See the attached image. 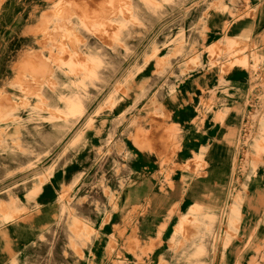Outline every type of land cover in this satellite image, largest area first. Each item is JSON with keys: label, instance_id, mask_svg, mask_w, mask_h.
I'll return each instance as SVG.
<instances>
[{"label": "rangeland", "instance_id": "obj_1", "mask_svg": "<svg viewBox=\"0 0 264 264\" xmlns=\"http://www.w3.org/2000/svg\"><path fill=\"white\" fill-rule=\"evenodd\" d=\"M88 1L79 10L70 0L1 5L0 264H173L187 248H200L197 264H264V0ZM31 10L46 14L33 22L41 49L23 32ZM38 55L43 69L32 63ZM206 71L221 87L209 89ZM85 89L88 108L71 117L69 101ZM152 117L161 133L142 136L158 138L161 152L155 145L147 156L157 161L166 149L168 159L144 167L121 134L151 133ZM104 120L105 138L115 123L122 130L96 144L88 132ZM73 138L84 142L73 147ZM145 177L150 192L113 212ZM252 189L262 206L242 243L236 210L247 207L234 202ZM48 191L49 203L37 200ZM228 235L237 238L224 251Z\"/></svg>", "mask_w": 264, "mask_h": 264}, {"label": "bare ground", "instance_id": "obj_2", "mask_svg": "<svg viewBox=\"0 0 264 264\" xmlns=\"http://www.w3.org/2000/svg\"><path fill=\"white\" fill-rule=\"evenodd\" d=\"M3 1L4 0H0V8H1V5H2V3H3ZM8 1L9 0H5L4 1V7L7 5V3H8ZM70 1H72V3H73V5H74V8H77L78 10H79V8H80V6H83V7H88V6H91L92 5V1H88V0H70ZM241 3V1L238 3V4H240ZM237 4V5H238ZM50 4H46V6H49ZM227 6H230V5H227ZM36 7H33L32 9H35ZM6 7H5V10H4V12L6 11ZM2 14H4L3 12L1 13L0 12V15H2ZM29 15V17L30 18H23L22 19V21H31V23H29V22H27L26 23V25L24 26V28H23V32L25 31L26 33H28L29 35H31L33 38H29V40H32V41H34L35 42V45L36 46H40V43H39V41H38V39L36 38V36L38 35V34H34L35 33V27H36V25H34L33 24V22H36V21H38V20H40V19H42L46 14H44V12H40V15H38L36 12H34V11H32L31 10V12L28 14ZM227 16V13H225V12H220L219 13V17H222V18H225ZM244 17H245V15L243 14V18H242V20L244 19ZM234 18L235 17H233L232 19H231V21H233L234 20ZM250 19H251V21H254V17H251V15H250ZM263 21H264V17H263ZM214 30H215V32H219V28L218 27H214ZM126 32L128 33V30H126ZM116 34H118V31H116ZM97 40H95L94 41V44L96 45V46H99L100 47V45H101V39L102 38H96ZM257 44L258 43V41H253L252 43H250L249 44V46H250V48H252L253 49V45L254 44ZM26 45H28L27 44V42H26V40H24L21 44H20V48L22 49V48H24ZM40 48V47H39ZM41 49V48H40ZM22 55V54H21ZM21 57H23V56H21ZM105 59L107 60L108 58L107 57H105ZM32 63L35 65V66H37V67H40V66H42V69L44 68V67H46L45 66V64H46V61L45 60H43L42 59V56H34V57H32ZM109 63H111V62H109ZM47 65V64H46ZM145 69H143V70H141L140 72L138 71V74H140L141 72H143ZM215 71V70H214ZM207 72V71H206ZM208 73V75H206L205 77H203V75H202V78H203V81H204V79H206L207 80V86L209 87V89H210V87H213V84H214V82H217V84L221 87V82H220V80H219V78H217V75L214 73V72H212V73H210L209 74V72H207ZM71 79V78H70ZM241 79H247V77H245V78H241ZM240 79V80H241ZM236 80H238V79H236ZM254 84H257V81H255L254 82ZM21 85H26L24 82H22L21 83ZM250 85V84H249ZM252 85H253V83H252ZM190 86H192V83H191V85ZM219 88V87H218ZM90 91L91 92H94V93H96L97 91H98V89H94L93 88V86H91V89H90ZM247 91H248V88H247ZM75 93H76V91H75ZM75 93H73L72 95H75ZM82 93L83 94H85V95H81L80 94V98H76V96L75 97H71V101H69V104H68V107H69V109H68V113L70 114V116L71 117H73L76 113H79V114H83L84 112H85V110L88 108L87 106H85V104L84 103H82L81 102V97L83 98V99H86L87 97H88V95H86L87 93H88V89H85L84 91H82ZM196 93H198V91H196ZM153 97V96H152ZM198 98V97H197ZM204 95H202L201 97H200V99H198L199 100V104H201V105H203L204 104V106H206V104L204 103ZM61 99V98H60ZM6 100H8V99H6ZM67 109V108H66ZM145 109H146V106L143 108V111H144V114L146 115V116H144L145 117V121H146V118H147V114L148 113H146L145 112ZM151 114V113H150ZM151 120L154 122V124H155V128L151 131V133H150V129L148 128L144 133L143 132H140V131H135V130H130V129H128V130H126V131H124L122 134H121V136L122 137H126L129 141H130V143H131V146L133 147V148H135V149H140L144 144H148V145H150L149 143H148V141L146 140V137H143L142 135H144V134H150V135H155V134H159V133H161V132H159V130H162V127H160V126H157L158 125V123H159V121L158 120H156V119H154V117H152L151 118ZM112 122H114V119L112 120ZM56 123H57V121H56ZM105 120L103 121V125H102V127L98 130V132H93V131H89L88 132V138H90V139H92V138H95L96 136L97 137H100V136H102L103 135V133H104V129H105ZM8 125V124H7ZM57 125H58V123H57ZM56 125V126H57ZM120 125V124H119ZM119 125H117L116 126V123L115 124H113V125H111V128H110V130H109V134H108V137L107 138H105V139H103L104 141H105V143H108V142H111V140H112V138L115 136V134H116V130H117V128H118V126ZM55 126V127H56ZM61 127H66V124L64 123V124H62V126ZM59 130V128H55V131H58ZM55 131H53L52 133H55ZM78 134H82V138H84V135H83V133L80 131V133H78ZM114 135L113 137L111 136H109V135ZM53 135V134H52ZM54 136V135H53ZM40 137L42 138V139H45V138H47V140H49V138H50V130H49V128L48 129H45V130H43L41 133H40ZM149 137V136H148ZM150 139H153L154 140V143H155V145H157L158 146V148H159V150H160V152H161V148H160V140L158 139V138H156V137H149ZM193 139L194 140H196L195 139V136H193ZM82 142H84V140L83 141H75V139L73 138V141L71 140V142H70V145L72 144V146L73 147H76V146H78L80 143H82ZM102 147H104V146H101L100 148H102ZM150 147H151V145H150ZM95 149V148H94ZM128 153H129V155H131L130 154V152L128 151ZM168 159V156H166V149H164V151L162 152V154H160V156L157 158V161L155 162V166H160V164L161 163H164L166 160ZM157 172V171H156ZM256 180H260V178H255V181ZM148 182H147V184H146V186H148L147 188V191L148 192H150V190L153 188V185H154V181L153 180H150V178L147 180ZM261 181H264V177H262L261 178ZM206 183L207 184H209V182H208V180H206ZM79 185H81V184H79ZM150 189V190H149ZM141 190H143V188H140L137 192L139 193ZM261 191H256L255 192V190L254 189H252L251 191H250V193H249V195L245 198V200H243V202L241 201V200H236L234 203H236V204H238L239 205V207L240 206H242V205H245L246 207H247V210H246V212H244V214H243V212L242 211H240V210H236V213H237V217H238V219H239V223H238V225H237V227H235V229H236V231H235V234H236V232H242L243 234L241 235V238L238 240L239 242L241 241L242 243H243V240L245 241V239L247 238V236H248V233L251 235V233L248 231V229H252L253 230V228L254 227H249V226H247L246 224H248L249 222H251V220H252V217L254 216V217H256V215L257 214H259L260 213V207L262 206V199H261V196L260 195H258V193H260ZM164 193H167V192H164ZM193 194H194V190L192 189L191 191H190V193L189 194H187V196H186V198H192L193 197ZM44 195L45 194H42V195H40V197H38L37 198V200H39V199H41V202H43L44 201ZM151 195V194H150ZM64 196V195H63ZM171 196V195H170ZM106 197L108 198L109 196H108V193H106ZM196 197H200V196H198V194H196ZM128 198V199H127ZM161 197L160 196H158V197H156L154 200H153V203L155 204V203H157V201H159V199H160ZM200 198H203V197H200ZM132 202H135V199H134V197H127V192L126 191H124L123 192V195H122V197L120 198V201L119 200H117L115 203H114V205H113V207H111V210L113 209V210H115V211H113V212H117V211H119L120 210V214H124V213H128L129 212V206L131 205V203ZM65 204H66V202H65V200H62V204H61V206L62 207H66L65 206ZM15 205H19L20 206V203H19V201L17 202V201H15ZM69 206H72L71 204L69 205ZM108 206H111V203L110 204H108ZM115 208V209H114ZM116 209H118L117 211H116ZM231 214H232V217L233 216H235L236 217V214H235V210H234V207L232 208V210H231ZM169 220V219H168ZM105 224V223H104ZM181 225L179 224L178 225V229H177V232L179 233L180 232V230H181ZM249 227V228H248ZM255 229V228H254ZM173 233V232H172ZM177 233V234H178ZM205 235H203V234H201V236L199 237V238H201V237H204ZM171 237H172V234H171ZM237 237H236V235H228V236H226L225 237V240L223 241V249H224V251H226L227 250V248L230 246V245H232V243L234 242V240L236 239ZM212 239H214V237H212ZM205 241H208V238L206 237V239H202V242H205ZM237 241V242H238ZM239 245V244H238ZM238 245H236V244H234V246L230 249V252H229V254L230 255H233L234 254V252L237 250V248H238ZM137 251H138V249H136V250H134L133 251V253H137ZM183 253L181 254V256H180V258H178L173 264H178V261H184L183 263H181V264H186V262H192V263H194V264H197L198 262H199V256H200V252H201V250H200V248H198L197 250H192V248H187L186 250H183L182 251ZM122 261V260H121ZM112 264H115V263H112Z\"/></svg>", "mask_w": 264, "mask_h": 264}, {"label": "crops", "instance_id": "obj_3", "mask_svg": "<svg viewBox=\"0 0 264 264\" xmlns=\"http://www.w3.org/2000/svg\"><path fill=\"white\" fill-rule=\"evenodd\" d=\"M121 126L117 128L116 130V133L117 134H120L121 133ZM106 130H104V133L102 136L100 137H95L94 140L96 141V144H98V142L105 138L106 137ZM160 132V131H159ZM146 140L148 141V143L151 145H148L147 143L144 144L139 150L137 149L136 152L134 153V155L136 156L138 162L136 163L137 165H140V166H144V167H152V166H155V159L154 158H151L150 156H147V154L149 152H153L155 150V143H154V140L153 139H150L149 137L146 138ZM124 144H126L124 142ZM191 145L195 147L196 143L194 142H191ZM128 146V144H127ZM128 148V147H127ZM147 177H145L144 179H136L133 183H130V185H127L126 188L123 190L127 192V197H135L137 194H140L138 193L137 191L140 189V188H143V190L145 189H148L146 186L147 182L146 181ZM145 181V182H144ZM141 190V191H143ZM140 191V192H141ZM51 191H48L47 194L44 195V203H49V201H51V197L52 195ZM123 195V194H122ZM128 199V198H127Z\"/></svg>", "mask_w": 264, "mask_h": 264}]
</instances>
